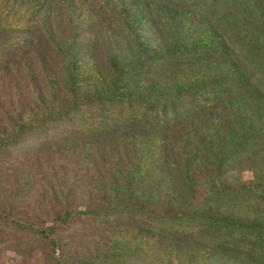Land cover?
I'll list each match as a JSON object with an SVG mask.
<instances>
[{
  "label": "trees",
  "instance_id": "obj_1",
  "mask_svg": "<svg viewBox=\"0 0 264 264\" xmlns=\"http://www.w3.org/2000/svg\"><path fill=\"white\" fill-rule=\"evenodd\" d=\"M0 264H264V0H0Z\"/></svg>",
  "mask_w": 264,
  "mask_h": 264
}]
</instances>
